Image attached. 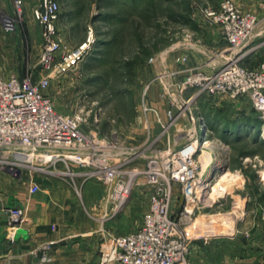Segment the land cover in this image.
I'll return each mask as SVG.
<instances>
[{
  "label": "rangeland",
  "instance_id": "rangeland-1",
  "mask_svg": "<svg viewBox=\"0 0 264 264\" xmlns=\"http://www.w3.org/2000/svg\"><path fill=\"white\" fill-rule=\"evenodd\" d=\"M17 1L19 0H12V9L7 10L3 8V0H0V78L7 79L11 75H18L24 79L37 80L43 74L40 67L42 29L34 18V9L40 0H21V8L17 7ZM234 1L242 11L264 18V0ZM59 3L61 12L58 28L64 49H78L91 37L90 29L95 42L91 52L76 69L51 78L45 94L52 99L55 109L61 114L82 115L86 118L82 128L88 132L97 131L106 138L118 137L124 146H141L148 139V143L140 149V156L143 157L135 160L134 166L143 168L149 153L156 150L167 151L175 146L179 147L178 142H183L181 132L187 133L189 128L193 127L190 112H193L194 116L200 112L210 115L223 109L220 117H230L234 109L233 104L229 106L228 103L244 99L234 100L206 94L191 99L195 90L188 89L183 93L185 100L191 99L185 115L179 114L175 107L170 108L160 95V102L157 103L152 99L154 95L151 96L153 90L157 89L160 94V74L174 72L170 81V85H174L190 70L196 69L182 70L179 65L183 66L187 61H176L177 57L182 56H187L188 59V45L196 46L201 55H214V48H209L211 42L203 38L205 24L210 26L203 10L206 7L216 9L221 0H59ZM245 67L254 68L251 64H246ZM151 82L149 94L152 98L146 103L159 112L166 131L163 134L164 129L160 124L156 125L152 114H148L149 126L140 124V119L144 120L145 117V112L142 111V91ZM220 99L228 106L219 109L215 107L214 103H219ZM244 100L249 108H252L251 103L247 99ZM169 108L172 114H178L173 121L168 115ZM251 113L256 115L254 108ZM211 118L215 121L214 117ZM263 126L264 124L258 133L262 140ZM248 130V125H241L232 129L231 134L235 137L249 132ZM209 139L212 142L211 147L205 149L200 156L204 165L207 153L211 152L213 155L210 160L214 161V170L210 174L209 188L201 195V209L193 217L188 229L191 264H236V258L243 257L247 251L246 248L239 247H246L254 239L252 231L259 213L255 201L252 203L248 198L257 191L261 192L264 183L253 180L254 182L249 184L248 180L254 169L258 168L255 162L258 164L259 160L264 161V148L254 146L252 139L246 137H242L240 142L230 147L221 138H216L215 131L210 132ZM152 140H157V143L147 147ZM244 151L251 152L252 155L241 160ZM245 160L248 166L242 165L241 162ZM4 162L0 161V190L5 189L10 178H14L17 183L24 179L23 174L19 176L6 160ZM253 165L257 167L253 168ZM59 168L65 170L64 166ZM227 172L231 173L232 177L224 182L227 177L223 175ZM237 174L245 180H235ZM36 175L40 179L53 178L64 183V188L75 197L77 205L88 218L100 221L104 227L112 228L111 237L135 231L141 225L142 217L148 208L146 194L149 189L146 185L140 186L121 211L113 214L111 210L108 213L102 211L101 206L99 207L101 198L89 201V182L93 183L91 185L96 190L103 189L106 193V189L99 182L84 181V178L73 181L69 176L42 173ZM1 183L4 186H1ZM21 228H12L6 219V236L0 238V244L14 242ZM215 243L219 244L221 252L212 249L218 248ZM49 244L52 245L53 261L54 246L53 243ZM36 256H39L40 262L42 254L38 253Z\"/></svg>",
  "mask_w": 264,
  "mask_h": 264
},
{
  "label": "built area",
  "instance_id": "built-area-1",
  "mask_svg": "<svg viewBox=\"0 0 264 264\" xmlns=\"http://www.w3.org/2000/svg\"><path fill=\"white\" fill-rule=\"evenodd\" d=\"M20 6L21 0L17 1V7ZM60 12L59 0H40L34 9V18L42 29V76L37 80L18 75L0 78V161L6 160L19 176L29 177L31 194L40 190L36 173L99 182L106 189V213L109 210L118 213L140 186H148V208L141 225L130 234H115L101 243L105 264H191L188 229L201 209L200 198L210 182L209 171H205L207 166L204 167L200 156L207 141L211 142L209 126L190 112L193 127L187 133L181 132L183 142H178L179 147L149 153L148 161L140 168L134 163L141 157L140 149L148 139L141 146H124L118 137L106 138L97 131L83 129L87 119L82 115L58 112L45 94L49 81L54 75L76 69L95 42L90 29L87 42L66 51L58 28ZM203 14L210 26L221 32L228 51L218 54L220 65L213 71L192 69L174 85H170L174 72L160 74L159 95L170 108L175 107L179 114L185 115L189 101L203 94L244 98L264 124V64L249 69L243 64L249 51L257 48L252 43L262 33L264 18L242 11L234 0H221L216 9L206 7ZM176 61L185 62L187 56L177 57ZM151 86L152 82L142 91L145 117L140 124L149 126L148 114H152L156 125L164 129L163 134L166 131L159 112L146 103L151 100ZM188 89H194L195 95L185 100L183 93ZM168 115L172 121L178 117L171 109ZM156 141L152 140L147 147ZM2 198L0 190V204ZM5 209L7 223L14 229L22 227L27 220V208ZM51 249V244L44 243L33 253H41L40 262L49 263Z\"/></svg>",
  "mask_w": 264,
  "mask_h": 264
},
{
  "label": "crops",
  "instance_id": "crops-1",
  "mask_svg": "<svg viewBox=\"0 0 264 264\" xmlns=\"http://www.w3.org/2000/svg\"><path fill=\"white\" fill-rule=\"evenodd\" d=\"M243 8H245L242 5ZM3 8L7 10L12 9V0H3ZM257 12V11H256ZM205 30H203L204 39L207 42H211V47L214 48L213 54L204 55L199 53L196 46H190L187 50L188 59L187 62L179 67L182 70L192 68H202L206 71H211L212 57L217 58L220 52L228 51L227 42L222 38L221 32L218 28L208 26L205 24ZM204 29V26H203ZM262 33H260L255 41L252 43L257 48L249 51L247 57L243 60L245 65L251 64L256 67L259 64H264V25L261 27ZM206 35V36H205ZM201 39L204 41V39ZM213 46V47H212ZM202 48H204L202 46ZM205 49V48H204ZM209 53V52H208ZM210 59V60H209ZM151 96L157 103L160 102L159 90H153ZM157 92V93H156ZM231 103V104H230ZM228 105L233 104L234 112L230 117L224 115L226 120H241L246 116L254 115L250 114L251 109L247 101L240 100L230 102ZM163 106L161 103H159ZM227 103L224 100L219 103H214L215 107L219 109L227 107ZM206 125L209 126V122L212 121L211 116L198 113ZM255 116V115H254ZM223 125V124H220ZM222 127V126H221ZM254 129V133H256ZM253 133V131H252ZM204 150V148H203ZM207 161L210 160V154L206 155ZM202 158V157H201ZM256 172L260 173L255 180H259L260 183H264V161L259 160ZM243 165L248 166L247 160L243 162ZM257 167L253 165V168ZM213 166L208 169L210 174L213 172ZM223 176L227 179V182L232 177V174L227 172ZM231 176V177H230ZM234 178L240 181H244L245 178L240 177L239 174ZM35 180L40 183L41 189L36 194L29 193V177L24 176L21 179V183H17L14 178H10L7 182V186L2 188V203L0 204V238L5 237L6 230V207L8 206H24L27 208V220L23 223L22 228L17 232L15 241H7L0 244V264H41L39 262V256L34 254V250L41 244L53 243V261L48 264H105V255L101 251V243L113 234L112 228L104 227L99 221H93L88 218L81 208L77 205L75 197L66 190L64 183H60L53 178H42L34 176ZM219 180H222L219 178ZM217 180V182L219 181ZM20 182V181H19ZM254 181L249 178L248 183L252 184ZM88 183V182H87ZM90 183V184H89ZM87 185L89 188V201L101 198L99 207L102 211H106L104 206L105 191L98 189L91 185L89 182ZM101 185V184H100ZM1 186H4L1 183ZM103 187V186H102ZM248 201H255V207L259 215H257L258 221L254 225V239L249 242L245 247H239L245 249V255L240 258H236V264H264V189L261 192H255L251 194V198ZM245 203L248 206L247 199ZM98 208V206H97ZM235 210V209H234ZM247 210V209H246ZM247 213V212H246ZM239 214V213H238ZM212 248L221 252V248ZM215 245V246H216ZM235 262V261H234ZM235 264V263H234Z\"/></svg>",
  "mask_w": 264,
  "mask_h": 264
},
{
  "label": "trees",
  "instance_id": "trees-1",
  "mask_svg": "<svg viewBox=\"0 0 264 264\" xmlns=\"http://www.w3.org/2000/svg\"><path fill=\"white\" fill-rule=\"evenodd\" d=\"M243 64H245L243 62ZM245 66V65H244ZM222 110L220 109V112H218L217 114H210L207 116H211L214 117L215 121L212 120L211 124H209V129L210 131H215L216 132V138H221L222 140H224L230 147L236 145L238 142L241 141L242 137H246L247 139H252L253 143L255 144L254 146H257L259 148H264V140L260 139L258 133L260 131V129L262 128L263 123H261V121L257 118V115H251V116H246L244 118H242L241 120H235V121H231V120H226L224 119L225 117L222 116L220 117V115H222ZM219 111V110H218ZM255 112V110H254ZM256 114V112H255ZM217 117V118H216ZM220 117V118H218ZM223 124V125H220ZM241 125H248V131L247 133L244 134H239L236 135L234 137V135H232L231 133H233L232 129L241 126ZM222 126V127H221ZM257 131L256 133H254V129ZM251 131V132H250ZM253 131V133H252ZM251 152L248 151H244L241 155V160H243L246 157L251 156L252 154H250ZM243 165V162H241ZM240 163V164H241ZM231 166V165H230ZM244 166V165H243ZM258 177V173L256 172V170L253 171V174L250 175V178L252 180H255Z\"/></svg>",
  "mask_w": 264,
  "mask_h": 264
},
{
  "label": "bare ground",
  "instance_id": "bare-ground-1",
  "mask_svg": "<svg viewBox=\"0 0 264 264\" xmlns=\"http://www.w3.org/2000/svg\"><path fill=\"white\" fill-rule=\"evenodd\" d=\"M218 60H220L219 57H218V58H215L214 60H212L213 65H212L211 71H213L215 67H218V66L220 65V62L217 63ZM196 69H198V68H196ZM202 70H203V69H202ZM211 71H207V72H211ZM262 133H264V130H263ZM211 143H212V142H208V141H207V143H206L205 146L203 147L204 150L207 149V148H210V147H211ZM208 153H210V156L213 155L211 152H208ZM210 161H211V160L206 161V163L204 164V167L207 166L205 171H207L210 167H212V166L214 165V161H213V162H210ZM208 163H209V165H208ZM209 174H210V171L207 173V177L210 176Z\"/></svg>",
  "mask_w": 264,
  "mask_h": 264
}]
</instances>
